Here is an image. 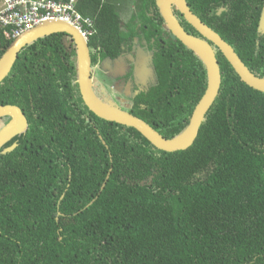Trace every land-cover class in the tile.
I'll return each instance as SVG.
<instances>
[{"label": "trees", "instance_id": "trees-1", "mask_svg": "<svg viewBox=\"0 0 264 264\" xmlns=\"http://www.w3.org/2000/svg\"><path fill=\"white\" fill-rule=\"evenodd\" d=\"M76 1L93 20L96 61L138 26L150 41L164 23L149 13L157 0ZM187 2L264 78V0ZM14 40L0 24V60ZM162 42L157 83L130 113L172 139L188 128L208 74L181 41ZM218 59L222 87L197 140L169 153L85 106L70 36L25 47L0 84V104L25 109L32 123L6 166L0 157V264H264V92Z\"/></svg>", "mask_w": 264, "mask_h": 264}, {"label": "water", "instance_id": "water-1", "mask_svg": "<svg viewBox=\"0 0 264 264\" xmlns=\"http://www.w3.org/2000/svg\"><path fill=\"white\" fill-rule=\"evenodd\" d=\"M157 5L170 32L202 59L208 74L206 91L195 108L188 128L178 137L166 138L145 120L121 109L119 106L102 101L96 95L93 86L92 58L88 39L79 29L64 21L43 23L17 37L6 49L0 60V84L11 73L20 52L25 47L45 36L58 33L66 34L72 38L77 49L80 94L85 105L92 113L105 121L136 129L154 147L161 151L172 153L190 148L197 140L202 124L219 96L222 87V70L215 48L227 59L247 86L264 92V78L256 75L230 43L192 12L186 0H157ZM174 5L179 8L188 22L203 38L189 34L181 26L173 12L172 7ZM259 32H264V7L259 22ZM2 115H10L13 118L12 123L5 131V135H14L19 126L26 121L22 110L15 105H1L0 116Z\"/></svg>", "mask_w": 264, "mask_h": 264}, {"label": "flooded vegetation", "instance_id": "flooded-vegetation-1", "mask_svg": "<svg viewBox=\"0 0 264 264\" xmlns=\"http://www.w3.org/2000/svg\"><path fill=\"white\" fill-rule=\"evenodd\" d=\"M155 4L156 7H151L149 13L150 16L157 19L158 16L156 11H160V8L157 5V1ZM157 7L159 10H156ZM172 8L179 23L189 34L203 38L188 22L184 14H182L176 5ZM190 9L192 10L191 7ZM226 9V7H221L217 14L222 15ZM192 12L194 11L192 10ZM143 27L145 28L147 26L142 25V29ZM151 27L156 31V34L150 41L146 39L141 27L138 26V35L134 34L132 38L128 37L124 41H121L118 46H115L117 48L108 50L106 54L108 52L110 53L104 58L99 54L97 61L94 59L92 49L89 46L92 58L94 91L102 101H106L105 94L108 98L118 102L121 109L130 112V110H133L135 107L134 97L138 95L139 92L147 91L157 83L154 62L157 53L163 51V49L160 48V45H166V43L162 41H170V44L177 48L178 43L176 41L178 39L170 32L165 21L163 24L161 22L154 23V26L152 25ZM156 37L158 40H156ZM65 43L69 45L67 41H65ZM118 47L120 48L118 49ZM215 50L218 57L219 51L216 48ZM100 51H102V49ZM107 87H112L114 91ZM19 108L25 115L26 121L19 126L18 130L12 136L5 135V131L12 123L13 118L10 115L0 116V157L2 158L1 165L3 166L7 165L13 152L20 148L21 145L24 146L31 129L32 123L28 112L21 107ZM34 116H36V112H34Z\"/></svg>", "mask_w": 264, "mask_h": 264}, {"label": "built area", "instance_id": "built-area-1", "mask_svg": "<svg viewBox=\"0 0 264 264\" xmlns=\"http://www.w3.org/2000/svg\"><path fill=\"white\" fill-rule=\"evenodd\" d=\"M51 21L67 22L79 29L86 38L93 27V20L78 11L76 0H0V24L11 28L14 39Z\"/></svg>", "mask_w": 264, "mask_h": 264}, {"label": "rangeland", "instance_id": "rangeland-1", "mask_svg": "<svg viewBox=\"0 0 264 264\" xmlns=\"http://www.w3.org/2000/svg\"><path fill=\"white\" fill-rule=\"evenodd\" d=\"M111 83H112V81H111ZM118 84H119V83H118ZM107 88H109V89H111L112 91H114L112 87H111V88H110V87H107ZM104 96H105V98H106V101H107L109 104L119 106V103H118V102H115V101H113L112 99L108 98L107 95H105V94H104Z\"/></svg>", "mask_w": 264, "mask_h": 264}, {"label": "clouds", "instance_id": "clouds-1", "mask_svg": "<svg viewBox=\"0 0 264 264\" xmlns=\"http://www.w3.org/2000/svg\"><path fill=\"white\" fill-rule=\"evenodd\" d=\"M79 11V10H78ZM86 38V37H85ZM88 39V38H87Z\"/></svg>", "mask_w": 264, "mask_h": 264}]
</instances>
